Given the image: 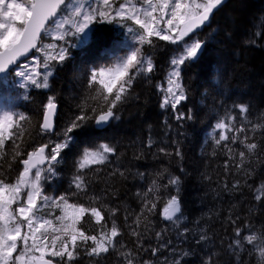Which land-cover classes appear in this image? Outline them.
Masks as SVG:
<instances>
[{
    "label": "trees",
    "instance_id": "1",
    "mask_svg": "<svg viewBox=\"0 0 264 264\" xmlns=\"http://www.w3.org/2000/svg\"><path fill=\"white\" fill-rule=\"evenodd\" d=\"M59 17L64 18L63 15ZM125 23L133 27L134 31L138 30V26L131 21ZM262 24L264 0H228L215 12L203 30L194 36L207 43L197 59L181 66V82L186 90L187 100L182 101L177 108V111L186 115L190 110L193 117L191 120L177 121L170 106L161 108L164 95L160 87L165 83L171 70L170 59L176 54L180 44L174 45L154 36L152 45H143L142 52L145 56L152 57L154 70L147 77L137 76L127 102L118 104L113 109L119 119H113L104 129L97 128L93 119L74 132L75 141L69 148L61 151L63 159L55 166L57 174L41 181L49 196L58 197L63 194L70 204L101 209L103 220L97 223L90 212L86 213L77 224L78 229L99 237L105 221L108 222V228L111 227L108 210L116 207L119 211L113 219L121 229V235L116 240L124 244V248L119 251L130 252L129 258L133 260V264H143L145 260L151 261V264H160L170 257L176 258L178 254L182 256V251L190 252L191 255L183 257L181 264H202L205 254L212 252H216L215 258L220 264H258V261L264 259L256 249L253 250V245L246 244L238 259L227 249L236 239V227L242 229L241 237L250 232L258 235L264 231V198L257 201L254 191L264 185V154H260V162L251 165L255 171L245 185L243 171H237L236 165L239 163V151H244L247 157L248 149L239 140L235 144L222 141L217 145L216 140L221 130L214 128L218 120L236 116L237 121L233 123L237 126L245 123L250 129L240 133V138L249 135L248 143L264 142V116L260 115L264 113V37L255 36ZM93 27L96 31L89 42L72 46L69 58L62 66L55 68L54 75L49 78L48 89L37 88L30 82L20 86L14 72L0 79V101L3 103L0 104L6 112L13 115L10 131L16 134L7 139L4 150H0V178L6 182L15 183L24 168L21 161L27 158L28 152L48 144L45 153H49L54 143L62 139L53 133L63 130L79 115L81 107L86 108L91 115L92 106L97 107L99 112L104 105L102 95L96 97L94 91L100 86L93 84L89 87V72L94 67L113 66L117 54L125 50L122 44L129 46V42H135V39L126 28L117 23ZM250 39H255L256 43H249ZM67 40L71 44L76 38L71 36ZM42 43L64 42L45 36ZM45 51L54 54V50ZM34 56L36 61H40V75L36 78L42 81L45 72L44 55L37 51ZM55 63L51 61V64ZM101 93L103 94V90ZM52 95L55 96L58 107L54 132L49 134L43 133L40 126L44 106ZM240 104L249 106L248 115L252 124H259L260 127L251 128L246 120L240 119L239 109L236 107ZM21 115L25 117L22 121L18 119ZM226 134L231 137L235 133ZM149 140L152 142L151 148L148 147ZM13 141L19 148L13 149ZM100 143L115 147L117 154L109 155L105 164L84 169L80 174L85 175L87 192H78L73 183L74 176L78 174L77 161L84 148ZM225 145L232 148L233 152L229 153ZM177 147L180 149V156L175 154ZM159 148L166 149L170 155L159 152ZM259 151V148L254 150L253 155ZM15 152H20L21 155L15 156ZM230 155L232 160L229 159ZM138 156L139 159L136 158ZM226 161L229 164L227 169ZM248 166L245 164V167ZM160 171H165V177H180L179 198L183 214L181 228L177 229L171 222L163 220L167 198L176 193L172 186L167 189L160 187L158 193H148V198L155 199L158 195L160 200L152 213L144 212L147 220L144 216L141 217L138 229L141 235L135 237L131 235V229L127 225L136 227L133 220L142 208V201L137 193L147 192L152 180L156 178L155 174ZM120 172L125 175L121 176ZM137 173H143V178ZM236 180H241L240 189L226 191L224 185L228 184L231 189ZM158 183L167 184V178ZM89 197L101 199L93 202ZM15 206L14 204L13 209ZM65 211L71 212L72 209L43 208L39 215L52 220L53 226L58 227L60 221L56 217L64 215ZM128 212L132 215L125 221L124 217ZM237 216L239 219L233 224L232 220ZM148 221H151L150 230L144 227ZM246 224L249 227H245ZM185 226L190 230L186 234L187 238L178 234ZM201 228L210 237L202 245L195 243L199 238L198 229ZM157 232L162 233L159 240L155 235ZM56 234L49 229L50 237ZM17 243L19 251L21 242ZM87 243L88 246H93L92 241ZM152 248H159L157 255H152ZM77 251L80 255L71 264H126L125 258L111 249L106 254L102 253L99 258L84 255L82 248ZM45 258L59 259L49 256Z\"/></svg>",
    "mask_w": 264,
    "mask_h": 264
},
{
    "label": "snow or ice",
    "instance_id": "2",
    "mask_svg": "<svg viewBox=\"0 0 264 264\" xmlns=\"http://www.w3.org/2000/svg\"><path fill=\"white\" fill-rule=\"evenodd\" d=\"M225 3V0H89L87 11L85 5L74 3L73 0H0V74L6 73L9 65L16 63L19 57L26 55L31 50L35 49L43 53V66L45 69L43 79L38 80L36 77L39 72H29L28 66L23 62L17 64L21 70L16 73L17 76L30 81L37 88L48 89L50 87L49 78L54 75V70L57 66H62L66 59L69 58L70 48L77 43L80 45L87 44L92 38L96 29L94 25L113 24L117 23L122 28H126L129 34H132L133 39L140 45L133 47L131 50L114 66H99L90 70L88 76V84L91 88L93 84H98L100 87L95 89L96 97H101L104 105L101 106L98 112L97 107H91V115L88 114L86 108L81 107L79 115L69 122L63 130L53 133L55 127L56 109L58 107L55 96H49L43 113V122L41 131L43 133H53L62 137L61 141L55 142L49 153L45 150L49 147L48 144L38 147L37 149L27 153V158L21 163L24 165L15 181V183L6 182L0 178V264H71L77 259L80 253L78 248L84 249L83 254L89 257L99 258L102 253H108L109 250L119 252L126 260V264H133V260L129 258L130 252L119 251L124 248V244L116 240V237L121 235V229L117 221L113 219L118 208L112 207L109 211V220L111 227L108 228V222L105 221L101 226L100 235H88L85 231L77 228V224L86 213H91L95 217L97 223L104 219L100 208L92 206L86 207L76 203H69L66 195L58 197L49 196L44 190L45 186L41 183L42 175L38 165L45 161L48 163V177L51 179L56 173V165L63 157L61 156L62 149H67L75 141L76 136L73 135L77 130L85 127L88 121L94 119L97 126L106 125L112 119H119L116 112L113 111L118 104L127 102L131 95V89L137 79V76L147 77L154 70V61L151 56H145L142 52L144 44L152 45V37H157L162 41L170 42L171 44H180L176 50V54L170 59L171 70L168 75L167 88L160 87V91L165 95L162 98L161 108L166 109L169 106L175 113L177 121L184 119H193L191 111L186 115L184 112L177 111L178 105L182 101L187 100L186 90L181 82V66H184L187 61L197 59L199 54L206 45V41L192 37L185 40V37L192 33L194 29L202 27L209 22L214 10L218 9ZM158 13V15H157ZM63 15V19L59 16ZM165 17H168L165 19ZM126 21H131L138 26V30L134 31L133 27L126 24ZM161 23L165 26L160 27ZM55 26L53 32L52 26ZM264 29V24L261 25ZM258 29L255 32L257 38L264 37V31ZM45 36L54 41H63V44H43ZM75 37L76 40L70 44L67 37ZM183 42V43H181ZM249 43H256L255 39H250ZM48 50H54V54ZM55 61V65L51 64ZM39 65L40 61H34ZM3 79V77H0ZM103 90V94L101 93ZM115 95L113 96V93ZM111 97V99H109ZM95 98V97H94ZM239 109L240 119L246 120L251 128L260 127L259 124H252L249 118V106L240 104L236 106ZM264 116V113L260 114ZM19 120H24L23 115L19 116ZM13 120V115L5 113L0 119V150H4L5 141L11 139L15 133L10 131ZM233 121H237L236 116L222 118L217 121L214 128L221 130L216 140L217 145L222 141H230L232 144H244L248 149V155L244 151H239V163L236 165L237 171H243L246 185L247 180L254 173V167L251 165L254 162H260V154H264V142H251L249 135H244L240 138L239 134L249 131L250 129L245 123H239L237 126ZM233 132V136L229 137L226 133ZM264 135V130H262ZM19 139V136H17ZM13 149L19 148V145L13 141ZM148 147H152V142L149 140ZM228 147V145H225ZM259 148V153L253 155L254 150ZM159 152L165 155H170L164 148H159ZM229 153L233 149L228 147ZM115 147L108 143H100L97 146H89L83 149L81 156L77 161V175L73 178V183L78 192H87L88 184L85 181V175L80 174L82 171L93 164H105L109 155H116ZM177 156L181 155L179 147L176 149ZM21 155L20 152H15V156ZM13 156V159H15ZM38 157V159H34ZM139 159L140 157H136ZM230 160L233 157L230 155ZM248 164V167H245ZM229 167L228 161L225 162V168ZM32 169H36L32 173ZM118 171V170H117ZM166 171V170H165ZM165 171H160L155 174L151 185L147 192L137 193L141 198L142 208L140 213L135 216L131 229V235L139 237L141 217L144 212L152 213L156 208L160 197L157 195L155 199L148 198V193L159 192L160 187L167 189L172 186L175 190V195L167 198L163 208V219L171 222L177 229L181 228L180 221L183 219L181 201L179 198L180 177L168 175L165 177ZM115 174V173H113ZM124 176V172H120ZM143 178V173H137ZM127 178V177H125ZM167 178V184L160 185L159 180ZM241 180H236L229 189L228 184L224 185L225 190H239ZM249 187H251L249 185ZM255 199L261 201L264 198V185L256 188ZM77 193H73L76 195ZM93 202L98 201L101 197H89ZM39 201V203H38ZM16 205L13 209V205ZM149 205H151L149 207ZM63 207L64 209H72L71 212L65 211L64 215L56 217L60 221L58 227H54L52 220L45 219L39 215L43 208ZM180 215H177V214ZM131 212L125 215V221L128 220ZM147 220V217L144 216ZM231 219V217H230ZM237 216L232 220L235 224ZM65 220L70 221L64 223ZM196 223H199L197 221ZM148 221L144 227L150 230ZM47 226V227H46ZM245 227H249L247 224ZM22 229L26 231L22 234ZM41 229L44 231L42 232ZM49 229L56 235L49 236ZM107 229V230H105ZM190 230L185 226L179 235L187 238ZM199 238L195 241L196 244L202 245L204 241L210 239L205 234L204 229H198ZM236 239L227 246L230 254L239 258L240 251L245 250V245H253V250L257 247L261 249L260 256L264 258V231L258 235L249 233L241 237L242 229L236 227L234 229ZM39 233V235H37ZM156 238H162V233L157 232ZM259 240V244H254ZM18 241L21 242L20 250L18 251ZM29 241H31L29 243ZM81 243L78 244L77 242ZM88 241H92L93 246H88ZM59 242V245H58ZM170 243V241H169ZM142 247V246H141ZM175 251V249H173ZM159 252V248H152V255L155 256ZM16 253L14 256L13 254ZM36 253H39L37 256ZM191 255L190 252L182 251V256L179 259L169 261V264H181L183 257ZM216 252L206 253L202 264H220L217 260ZM45 256L59 259H45ZM167 259V258H166ZM143 264H151V261L145 260ZM258 264H264V259L258 261Z\"/></svg>",
    "mask_w": 264,
    "mask_h": 264
},
{
    "label": "rangeland",
    "instance_id": "3",
    "mask_svg": "<svg viewBox=\"0 0 264 264\" xmlns=\"http://www.w3.org/2000/svg\"><path fill=\"white\" fill-rule=\"evenodd\" d=\"M18 2H25V0H18ZM74 3H80V4H83V5H85V11H87V7H86V5L88 4V2H89V0H75V1H73ZM136 2L137 3H139V0H136ZM198 2H199V0H198ZM157 15H158V13H157ZM60 19H63V18H61V17H59ZM168 17H165V19H167ZM165 25L163 24V23H161V25H160V27L161 28H163ZM52 29H53V32H55V26L53 25L52 26ZM69 37H71V36H69ZM187 38H189V39H191V37H189V36H186L185 37V40L187 39ZM188 39V40H189ZM129 46H127V45H124V44H122V46H123V48L125 49V50H121L118 54H117V57H116V59H115V62H114V65L119 61V59L120 58H122V57H124L130 50H131V48H133V47H138V44L136 43V41L135 42H129ZM117 47H120V46H117ZM36 50H35V54H36ZM32 54V56L28 59V60H26V61H24L23 63L24 64H26L27 66H28V71L29 72H38V65L36 64V63H34V61H36V58H35V54ZM109 54H111L112 55V53L111 52H109ZM113 65V66H114ZM21 69L19 68V67H16L12 72H14L15 73V77L17 76L16 75V73L17 72H19ZM170 73V72H169ZM169 73L167 74V77H166V79H165V83L161 86V87H163V88H167V86H168V83H167V80H168V75H169ZM18 77V80H17V82H18V84L20 85V86H25L28 82H30V81H27L26 79H24V78H22V77H19V76H17ZM163 95H165V93L163 92ZM1 102V104H3L2 103V101H0ZM0 104V119H2L3 118V116H4V114L5 113H9V112H6L4 109H3V107H2V105ZM9 114H11V113H9ZM113 120V119H112ZM111 120V121H112ZM12 122V121H11ZM11 125H12V123H11ZM48 163H47V161H45L44 162V164H43V166L42 167H39V169L41 170V175H42V179H44V178H46V177H48V171H47V169H48V166H45L44 167V165H47ZM100 165V164H99ZM94 166H97V164H93V165H90V166H88V167H86L85 168V170L86 169H89V168H91V167H94ZM35 171L36 170H34L32 173L34 174L35 173ZM42 181V180H41ZM39 202V201H38ZM13 207V206H12ZM16 207V206H15ZM15 207H14V209H15ZM177 215H179V214H177ZM183 222V219L180 221V224ZM172 226H174L172 223H170ZM43 229H41V231H42ZM24 231H26V229H22V234H23V232ZM37 235H39V233L37 234ZM31 241H29V243H30ZM260 242H257V241H255V244H259ZM256 251H257V253L258 254H260V251H261V249L259 248V247H257L256 248ZM36 255L38 256L39 255V253H36ZM181 255H179L178 254V256L176 257V258H173V257H170V259L169 260H164L163 262H161L160 264H169V261H171V260H173V259H178L179 257H180Z\"/></svg>",
    "mask_w": 264,
    "mask_h": 264
},
{
    "label": "water",
    "instance_id": "4",
    "mask_svg": "<svg viewBox=\"0 0 264 264\" xmlns=\"http://www.w3.org/2000/svg\"><path fill=\"white\" fill-rule=\"evenodd\" d=\"M227 1H228V0H225V3H226ZM225 3H223V5L220 6L218 9L214 10L213 14H212L211 17H210V20H211V18L213 17V15L215 14V12H217L221 7H223V6L225 5ZM210 20H209V21H210ZM207 23H208V22H206V24H205L204 26H202V27H199V28L194 29V31H193L192 33H189L188 36H189V37H194V36L198 35V34L203 30V28L207 25ZM34 52H35V49L31 50V51H30L29 53H27L26 55L19 57V59H18V61H17L16 63H14V64H12V65H9L8 69L6 70V73L0 74V77H4V76H6L7 74L11 73V72L17 67V64H19L20 62H24V61L28 60V59L32 56V54H33ZM56 110H57V109H56ZM42 122H43V120H42ZM110 123H111V120H110L106 125H103V126H97V125H96V126H97V128H99V129H104V128L107 127ZM53 132H54V129H53ZM49 134H52V133H49ZM34 159H38V157H36V158H34ZM43 164H44V163H43ZM43 164H39L38 167H42ZM34 170H36V169H32V172H33ZM163 220H164V219H163ZM164 221H166V220H164ZM45 259H46V258H45Z\"/></svg>",
    "mask_w": 264,
    "mask_h": 264
},
{
    "label": "flooded vegetation",
    "instance_id": "5",
    "mask_svg": "<svg viewBox=\"0 0 264 264\" xmlns=\"http://www.w3.org/2000/svg\"><path fill=\"white\" fill-rule=\"evenodd\" d=\"M35 54V53H34Z\"/></svg>",
    "mask_w": 264,
    "mask_h": 264
}]
</instances>
